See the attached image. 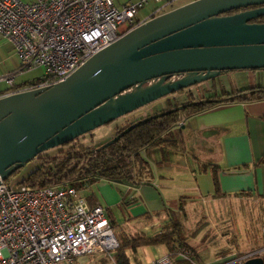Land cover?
<instances>
[{"label": "water", "instance_id": "1", "mask_svg": "<svg viewBox=\"0 0 264 264\" xmlns=\"http://www.w3.org/2000/svg\"><path fill=\"white\" fill-rule=\"evenodd\" d=\"M263 15L264 0H191L146 19L64 80L0 97V177L166 95L264 69V22H251Z\"/></svg>", "mask_w": 264, "mask_h": 264}, {"label": "built area", "instance_id": "2", "mask_svg": "<svg viewBox=\"0 0 264 264\" xmlns=\"http://www.w3.org/2000/svg\"><path fill=\"white\" fill-rule=\"evenodd\" d=\"M179 0H0V34L20 58L16 73L0 75V97L52 86L94 54L145 20L140 9L156 3L151 16ZM42 68L34 82L16 76ZM176 77V76H174ZM85 188L71 183L33 187L0 177V264H61L96 252L110 253L119 242L106 208L91 205ZM255 253L207 263L189 248L159 256L152 264H247ZM261 256V255H260Z\"/></svg>", "mask_w": 264, "mask_h": 264}, {"label": "crops", "instance_id": "3", "mask_svg": "<svg viewBox=\"0 0 264 264\" xmlns=\"http://www.w3.org/2000/svg\"><path fill=\"white\" fill-rule=\"evenodd\" d=\"M134 1L137 0H114L116 5ZM182 4L184 3L178 6ZM155 7L156 3H150L142 7L138 13V19H149ZM14 59L17 60L19 65L20 58L14 46L0 34V75L16 73L9 70L7 66V62ZM235 72L234 74L244 78L243 80L238 77V80L240 79L246 83L243 84L244 82H242L236 88H227L222 92L264 86V69ZM27 81L31 80H17L18 83ZM209 82L203 83L204 91L201 96H198L199 99L222 93L211 89ZM5 88L4 84H0V94ZM189 91L192 92L193 98H195L193 89L188 88L187 92ZM168 100L171 101V99ZM166 105L165 101L154 103L148 107L147 112L139 114L137 118L163 110ZM115 127L119 126L116 125ZM164 139L174 140L176 143H166L143 149L140 156L161 148L176 150L180 154L178 158H181V155L184 158L191 157L193 165L186 164L183 168L191 173L189 178H195L196 185H183L176 191L173 178L160 175L163 169L170 170L176 165H180L181 168L182 163L179 160L178 163L175 161L166 165L160 162L161 164L158 167L160 170H157V174L153 171V169H158L156 166L152 167L149 163L144 166L137 165L135 171L137 183L134 184L100 179L94 184L87 185L88 191H95L93 196L88 198L89 203L91 205H101L115 219L117 217L119 224H116V227L119 233L127 235L139 232L157 233L168 222L169 217L166 214V209L184 212V210L178 209L183 195L186 196L185 202L191 195L214 198V183H211L210 172H200L202 163H213L219 166L220 185L228 197H238L235 195L237 192L246 190L250 191V197L264 199V164H256L264 154V98L226 103L185 117L181 124L173 127L164 135ZM186 161L185 159V163ZM185 190L196 192L182 194V191ZM165 253H168L167 247L159 244L139 247L136 254L131 253V256L135 259L136 264H152Z\"/></svg>", "mask_w": 264, "mask_h": 264}, {"label": "trees", "instance_id": "4", "mask_svg": "<svg viewBox=\"0 0 264 264\" xmlns=\"http://www.w3.org/2000/svg\"><path fill=\"white\" fill-rule=\"evenodd\" d=\"M232 12L234 11H230L227 14ZM251 22H264V15L253 19ZM29 82H34V80L24 83ZM186 89L180 90L178 93H183ZM189 94L192 95V92L189 91ZM263 98L264 86H253L233 92L224 91L213 97L201 99L192 97L191 101L182 104H173L169 100L168 107L166 106L163 110L133 121H126L121 127L116 128V133L112 138L103 143L79 146L76 143L79 138L77 137L58 146L59 150L55 153L42 152L38 154L36 157L38 160L37 166L20 182L33 187L64 182L83 187L84 185L94 184L100 179L137 183L134 170L140 163V152L143 149L162 144L176 143L174 140L164 139V135L173 127L181 124L185 117L226 103L245 102ZM131 125L134 126L129 131L124 132ZM256 164H264V154ZM200 170L201 172H210L212 174L215 188L213 196H227V193L222 190L220 185L219 166L213 163H202ZM235 195H251V193L243 190ZM185 198V195L181 196L179 210H184ZM165 211L169 217L168 222L157 233L147 234L139 232L134 235L123 234L117 238L118 247L109 253H113L115 264H134L130 254H136L138 248L142 246L162 244L167 247L168 252L172 253L178 249H191L179 212L172 209H166ZM107 213L113 228L116 227V219L108 210ZM191 250L195 253L193 249Z\"/></svg>", "mask_w": 264, "mask_h": 264}, {"label": "rangeland", "instance_id": "5", "mask_svg": "<svg viewBox=\"0 0 264 264\" xmlns=\"http://www.w3.org/2000/svg\"><path fill=\"white\" fill-rule=\"evenodd\" d=\"M189 0H181L174 4V7H177L181 3H185ZM172 9V7H167L163 12ZM9 70L12 72H17L20 64L18 65L17 60H10L7 62ZM235 71H244V70H233L226 73L220 74L209 80L201 81L193 86L192 88L197 99L198 96H201L203 93V86L205 82H209L211 89L222 92L227 88H236L245 81L238 80V77L244 80L241 76ZM237 72V73H238ZM43 73V69L33 68L26 70L22 73H18L16 78L17 80H32L36 77H40ZM231 73V74H228ZM217 79V80H216ZM186 91L183 93H172L166 95L160 99H157L151 103H148L144 106H141L137 109L132 110L131 112L118 117L114 121L104 124L95 128L93 131H90L77 139V144L79 146H88V145H97L107 141L112 138L116 133V125L121 127L126 121H133L142 114L147 112L148 107L152 104L161 103L165 101L166 104H169L171 99L173 104H182L187 103L192 100V95ZM163 99V100H161ZM161 100V101H160ZM159 101V102H158ZM149 105V106H148ZM168 107V105H166ZM151 114V113H149ZM149 114L145 115L148 116ZM154 114V112H153ZM142 116V117H145ZM140 117V118H142ZM171 137V136H169ZM59 148H51L46 150L45 153L52 154L58 151ZM176 150L172 149H154L149 153H144L143 156H139L140 163L139 166H144L146 164H151L152 167L160 166V162L166 165L167 163L171 164L176 161L178 163L181 161L182 166L176 165L172 169H163L160 175L167 177H172L175 185L176 191L179 187L183 185H196V180L194 177L189 178L191 173L183 168L186 164L193 165V159L184 158L181 155V158H178ZM185 159L187 160L185 163ZM38 164L37 158L27 162L23 167H21L17 172L13 173L6 181L15 182L22 180L25 176L28 175ZM137 167H135L136 171ZM158 169H153L154 173L157 174ZM199 172V170H198ZM201 172V170H200ZM205 173V172H203ZM136 175V174H135ZM211 183H213L212 174ZM189 183L187 184V182ZM61 184V183H58ZM94 190H89L85 188L84 194L87 197L93 196ZM182 194L195 193L194 191H182ZM238 197H197L191 195L186 201V207L184 212H179L181 218L184 232L187 238L188 243L190 244L191 249H193L198 255V258L207 263H217L219 261L226 260L233 255H242L246 253H255L257 256L264 257V199L263 198H252L250 195H236ZM116 216V215H115ZM116 224H119V221L116 217ZM117 238L125 233H119L117 227L113 228ZM127 235V234H125ZM132 235V234H131ZM134 235V234H133ZM131 255V254H130ZM132 257V256H131ZM135 263V259L132 257ZM61 264H68L67 262H62ZM70 264H115L113 253L105 252H96L86 255H82L76 258ZM136 264V263H135Z\"/></svg>", "mask_w": 264, "mask_h": 264}]
</instances>
